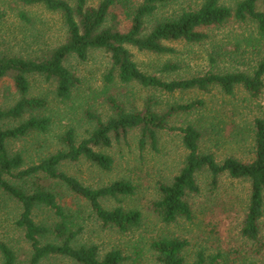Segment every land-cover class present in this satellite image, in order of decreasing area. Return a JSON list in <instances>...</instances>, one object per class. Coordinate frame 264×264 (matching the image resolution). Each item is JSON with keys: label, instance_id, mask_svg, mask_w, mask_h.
I'll list each match as a JSON object with an SVG mask.
<instances>
[{"label": "trees", "instance_id": "16d2710c", "mask_svg": "<svg viewBox=\"0 0 264 264\" xmlns=\"http://www.w3.org/2000/svg\"><path fill=\"white\" fill-rule=\"evenodd\" d=\"M172 1L98 0L91 5L88 0H75L73 4L68 0H0L4 7L1 18L8 10L16 11L18 19L28 24L31 22L30 15L18 7L41 6L57 15L64 29L63 39L59 43L37 55L24 57L0 51V83L8 79L17 95L8 108L0 104V192L20 206L16 225L24 231L30 246L26 264H39L52 256L65 257L77 264H125L130 259L134 260L132 255H126L119 248H112L100 256L96 245L74 246L73 240L81 225L75 215L67 213L66 207L58 202L62 197L57 187L52 186H62L86 202L103 226L123 233L139 228L140 211L126 210L121 206L106 209L101 203L107 197L116 199L132 195L136 189L132 182L119 179L109 185L91 188L60 169L64 163L84 159L102 170H109L114 158L97 148L110 147L112 135L127 136L131 130H139V153L149 148L156 150L159 133L163 131L178 133L186 151L182 167L170 182H158L160 199L153 207L163 222H174L179 218L192 220V211L185 199L188 194L198 192V172L207 170L213 187H216L219 176L226 174L231 179L248 182L241 234L258 243L264 218V117H254L249 126L252 158L242 160L227 156L218 162L212 153L200 150L201 133L197 128L191 124L171 126L168 122L175 114L203 106L202 100L174 104L162 112L153 110L150 104L141 109L128 110L108 93L115 79L122 84L135 83L143 88L167 93L188 90L205 93L213 86L229 96L234 95L237 87H242L251 98H257L264 92V0H237L233 6L223 0H201L196 7L182 8L177 13L150 20ZM122 15L129 22L124 28ZM231 20L247 25L242 40L235 42L234 39L230 54H238L239 58L256 55L257 60L248 71L207 72L188 78L163 80L142 71L127 47L130 45L140 51L156 54L169 53L172 49L164 44L165 41L200 43L209 39L207 30L220 28ZM97 49L109 55L110 68L105 74V87L102 90L109 116L103 119L97 111L85 109L84 116L92 125L87 136L77 141L74 128L68 127L58 137L62 148L44 156L37 163L26 164L21 152L10 153V141L34 132L44 134L51 123V118L42 113L47 105L46 99L30 93L29 76L40 75L52 80L56 97L61 101L69 100L80 80L65 65V61L72 55L85 61L89 52ZM218 55L220 48L219 51L215 48L212 56L217 58ZM162 69L175 70L176 66L166 63ZM41 208L51 213L54 220L50 225L34 220V212ZM140 243L134 244L136 259L143 257V247L146 246V251H151L160 264H184L182 250L186 242L177 237H154L146 241L143 247ZM221 257L220 251L205 252V255L201 251L192 264H218L217 260ZM0 264H20L14 250L1 239ZM245 264L264 263L249 261Z\"/></svg>", "mask_w": 264, "mask_h": 264}, {"label": "rangeland", "instance_id": "374dc122", "mask_svg": "<svg viewBox=\"0 0 264 264\" xmlns=\"http://www.w3.org/2000/svg\"><path fill=\"white\" fill-rule=\"evenodd\" d=\"M68 1L73 4L75 0ZM223 1L233 6L237 0ZM97 2L98 0H88L91 5ZM200 2L201 0H174L164 5L150 20L168 13H177L182 8L196 7ZM3 8L0 3V13ZM20 8L30 15L31 22L27 24L20 21L16 11L11 10L0 17V51L24 57L37 55L63 39L64 29L57 15L47 12L41 6L18 7ZM121 19L124 28L129 22L124 15ZM245 27L247 25L231 20L220 28L207 30L209 39L200 43L165 41L164 44L172 51L164 54L140 51L130 45L127 47L142 71L163 80L188 78L207 72L248 71L255 64L256 55L239 58L238 54H230L234 39L235 42L242 40L246 34ZM215 48L218 51L220 48L217 58L212 56ZM166 63L175 65L176 69L163 70ZM65 65L80 80L69 100L61 101L56 97L55 83L52 80L40 75L29 76L30 93L46 99L47 105L42 113L51 118V123L44 134L34 132L8 143L9 152H21L26 164L37 163L44 156L62 148L58 137L68 127L74 128L77 141L86 137L92 125L84 116L85 109L97 111L103 119L110 114L102 97L105 74L110 68L108 53L101 49L92 50L85 61L72 55L65 61ZM108 93L122 102L128 110L141 109L150 104L153 110L162 112L174 104L202 100L203 106L175 114L168 121L169 125L191 124L197 128L201 133L200 150L212 153L218 162L227 156L242 160L252 158V134L249 126L254 117H264V92L257 98H251L242 87H237L234 95L229 96L213 86L205 93L198 90L167 93L143 88L135 83L122 84L115 79ZM16 99L11 82L8 79L2 81L1 106L8 108ZM138 137L139 130H131L127 136L112 135L110 147L97 148L114 158L109 170H102L84 159L60 166L61 170L91 188L109 185L119 179L129 180L136 188L132 195L119 196L116 199L107 197L101 203L106 209L121 206L141 213L139 228L119 232L115 228L103 226L86 202L62 186L52 185L57 187L56 190L62 197L58 202L66 207L67 213L75 215L81 225L73 245H96L100 256L112 248H119L126 255L134 257V260L130 259L125 264H160L151 251H146L148 247H143V244L154 237H177L186 242L182 250L184 264H192L201 251L204 255L205 252L209 254L220 251L222 257L217 260L218 264H245L249 261L264 263V218L258 243L241 234L248 182L221 174L216 187H213L210 184V173L202 170L196 174L198 192L188 194L185 199L192 211V220L179 218L174 222H163L153 207L160 199L158 182H170L182 167L186 151L180 135L176 132L159 133L157 149L149 148L142 153H139ZM19 213L20 206L0 192V239L14 250L20 264H26L30 256V246L24 231L16 225ZM33 218L37 223L47 225L54 220L51 213L44 208L37 209ZM136 242H143L140 244L145 250L143 257L139 259L133 254ZM39 264L77 263L65 257L52 256L41 260Z\"/></svg>", "mask_w": 264, "mask_h": 264}]
</instances>
